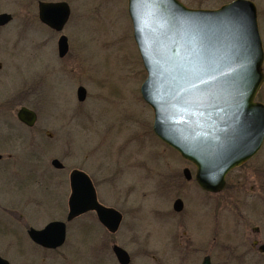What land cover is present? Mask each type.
<instances>
[{
	"label": "rangeland",
	"instance_id": "374dc122",
	"mask_svg": "<svg viewBox=\"0 0 264 264\" xmlns=\"http://www.w3.org/2000/svg\"><path fill=\"white\" fill-rule=\"evenodd\" d=\"M52 1L71 9L61 33L69 45L64 58L58 55L61 35L38 20V0H0V14L14 17L0 29V250L16 240L9 251L14 264L106 262L91 248L102 242L103 232L95 226L78 232L75 226L98 222L94 213L67 225V244L58 256L38 255L15 232L19 218L38 230L66 220L70 173L77 169L92 179L99 202L123 215L114 240L134 264H155L153 257L160 264H201L204 242L210 251L214 246L216 200L197 188L192 165L154 135V114L140 93L146 71L128 1ZM181 1L192 9L216 10L234 0ZM250 1L258 9L264 46V0ZM79 87L87 91L84 102L78 101ZM257 100L264 104V86ZM21 107L37 113L33 128L19 124ZM55 159L63 169L52 165ZM255 164L256 170L264 168V144L239 171H251ZM185 169L192 180L185 179ZM177 198L183 201L180 213L172 210ZM224 216L221 220L228 219Z\"/></svg>",
	"mask_w": 264,
	"mask_h": 264
},
{
	"label": "water",
	"instance_id": "95a60500",
	"mask_svg": "<svg viewBox=\"0 0 264 264\" xmlns=\"http://www.w3.org/2000/svg\"><path fill=\"white\" fill-rule=\"evenodd\" d=\"M128 11L147 72L141 94L154 112L155 135L196 166L201 189L221 192L227 175L252 159L264 143V104L255 101L264 84V49L255 4L235 0L217 10H204L190 9L180 0H128ZM39 17L62 31L70 7L65 2H42ZM12 20L11 14H0V26ZM58 46L63 57L67 38L61 37ZM77 96L84 102L86 89L80 87ZM18 119L33 127L38 117L22 108ZM52 165L64 168L57 159ZM184 175L191 179L189 170ZM70 187L67 222L95 212L111 233L119 230L122 214L99 203L85 172L73 170ZM175 209L181 211V200ZM28 233L35 243L55 249L66 240V222L54 221ZM114 251L127 264V253L118 246ZM202 264L211 261L206 258Z\"/></svg>",
	"mask_w": 264,
	"mask_h": 264
},
{
	"label": "flooded vegetation",
	"instance_id": "af4514ba",
	"mask_svg": "<svg viewBox=\"0 0 264 264\" xmlns=\"http://www.w3.org/2000/svg\"><path fill=\"white\" fill-rule=\"evenodd\" d=\"M60 3L59 1L52 0H38V20L41 25L45 29H49L51 31H55L60 34L62 31H56L46 24H44L39 17V4L40 3ZM63 2V1H61ZM66 3V2H65ZM68 4V3H67ZM69 5V4H68ZM71 17V15H70ZM14 20V17H13ZM70 20V19H69ZM10 23L0 26V29L5 28ZM64 35H61L63 37ZM58 40V45H59ZM68 41V39H67ZM69 48V45H68ZM59 50V46H58ZM67 54V53H66ZM65 54V55H66ZM59 58H64L60 56V52L58 51ZM2 67L0 66V69ZM18 112V111H17ZM16 112V117H17ZM18 120V117H17ZM19 124L26 129H31L27 127L25 124L21 123L18 120ZM262 149L260 150V152ZM260 152L253 157L249 162L238 169L229 173L226 179V187L220 193H210L200 189V191L206 195L207 197L214 198L216 200V204L213 203V209L219 215L216 219V222H213V242L214 246H211L212 251L209 250V243L204 242L205 247V256L203 257L201 263L209 258L211 264H264V168L262 170H256L258 168V164H255L253 170L251 171H239L242 168H245L249 165V163L253 162ZM2 160V156H0V161ZM192 165V164H191ZM195 169V167L192 165ZM236 172V173H235ZM237 174L234 177V180L231 181L232 175ZM177 200H181L177 198ZM183 202V201H182ZM214 202V201H213ZM176 204V203H175ZM175 204L173 205L174 211L180 213L181 211H177L175 209ZM213 210V211H214ZM222 216H227L228 219H222ZM224 216V217H225ZM225 220V221H224ZM72 223V222H71ZM207 227L208 223L205 222ZM77 231L79 232V227L83 226L85 229H89V232L94 228H98L103 232V239L101 243L95 242L94 245L91 246L93 253L98 255H104L106 258V262L102 259L95 261L94 264H122L118 260L114 251V248L118 245L115 244V236L117 233L113 234L108 229H106L100 222H78L75 225ZM15 231L20 237L27 240L31 245L38 249L40 256L45 255L46 253L54 254L58 256L60 250L64 249L67 244V238L65 243L56 249H49L35 243L29 236V227L28 222H23L21 218L17 220V224L14 225ZM121 228V227H120ZM25 232V233H24ZM68 233V226H67ZM208 233V231H207ZM207 236V235H206ZM12 242L15 241L9 240L3 245L2 248L4 250H0V264H14L15 262L9 256L10 248L12 247ZM211 244V245H212ZM1 248V247H0ZM121 248V247H120ZM123 249V248H122ZM124 250V249H123ZM125 251V250H124ZM129 261L127 264H134V259L126 252ZM143 257V256H142ZM53 258V257H52ZM61 258V256H59ZM138 258V257H137ZM57 259V257H56ZM64 259V256H63ZM155 264H160L157 261L156 257H153ZM65 261H60V263L65 264Z\"/></svg>",
	"mask_w": 264,
	"mask_h": 264
},
{
	"label": "bare ground",
	"instance_id": "6f19581e",
	"mask_svg": "<svg viewBox=\"0 0 264 264\" xmlns=\"http://www.w3.org/2000/svg\"><path fill=\"white\" fill-rule=\"evenodd\" d=\"M68 223H70V222H66V224H68Z\"/></svg>",
	"mask_w": 264,
	"mask_h": 264
}]
</instances>
